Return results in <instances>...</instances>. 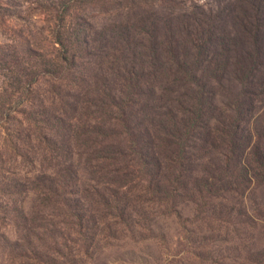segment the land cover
Listing matches in <instances>:
<instances>
[{
    "label": "rangeland",
    "instance_id": "obj_1",
    "mask_svg": "<svg viewBox=\"0 0 264 264\" xmlns=\"http://www.w3.org/2000/svg\"><path fill=\"white\" fill-rule=\"evenodd\" d=\"M0 264H264V0H0Z\"/></svg>",
    "mask_w": 264,
    "mask_h": 264
},
{
    "label": "trees",
    "instance_id": "obj_2",
    "mask_svg": "<svg viewBox=\"0 0 264 264\" xmlns=\"http://www.w3.org/2000/svg\"><path fill=\"white\" fill-rule=\"evenodd\" d=\"M242 36H243V35H242ZM245 41H246V40H245ZM210 44H212V40H209L208 43L205 44V46H208V45H210ZM235 126H236L237 130H239L240 126H238L237 124H236ZM240 130H241V128H240ZM242 136H243V133L240 134V137H239V138H237V137H236V138H237V139H241ZM241 140H242V139H241ZM232 144H233L232 149H233L235 152H237V150L240 149L241 146H242V145H240V144L238 145V141L235 140V139H232ZM244 149H245V148H242L241 151H244Z\"/></svg>",
    "mask_w": 264,
    "mask_h": 264
}]
</instances>
